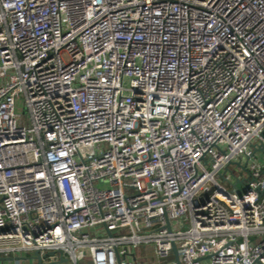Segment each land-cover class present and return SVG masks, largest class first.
Returning a JSON list of instances; mask_svg holds the SVG:
<instances>
[{
	"label": "built area",
	"instance_id": "1",
	"mask_svg": "<svg viewBox=\"0 0 264 264\" xmlns=\"http://www.w3.org/2000/svg\"><path fill=\"white\" fill-rule=\"evenodd\" d=\"M15 252L264 264V0H0Z\"/></svg>",
	"mask_w": 264,
	"mask_h": 264
},
{
	"label": "crops",
	"instance_id": "2",
	"mask_svg": "<svg viewBox=\"0 0 264 264\" xmlns=\"http://www.w3.org/2000/svg\"><path fill=\"white\" fill-rule=\"evenodd\" d=\"M3 258V259H2ZM66 257L61 254H55L54 257H48L43 260L45 263L57 262V264H69ZM88 261L84 252L80 253L79 264H84ZM38 264L35 253L33 252H15L8 255L0 254V264Z\"/></svg>",
	"mask_w": 264,
	"mask_h": 264
},
{
	"label": "rangeland",
	"instance_id": "3",
	"mask_svg": "<svg viewBox=\"0 0 264 264\" xmlns=\"http://www.w3.org/2000/svg\"><path fill=\"white\" fill-rule=\"evenodd\" d=\"M17 111L18 113L20 114V119L23 121V123H27V117H28V111L25 107H23L22 105H19L18 108H17ZM230 170L231 171H235L236 175H241V172H240V169L238 167H235V166H231L230 167ZM145 249L140 246V247H132L130 249V252L132 253V255L137 258V255L139 252H144ZM89 264H90V261L88 260ZM33 264V263H32Z\"/></svg>",
	"mask_w": 264,
	"mask_h": 264
},
{
	"label": "water",
	"instance_id": "4",
	"mask_svg": "<svg viewBox=\"0 0 264 264\" xmlns=\"http://www.w3.org/2000/svg\"><path fill=\"white\" fill-rule=\"evenodd\" d=\"M55 254H56V252H50V253L42 256L39 252H36L35 253V258H36L38 264H57V262L45 263L43 261V260L47 259L48 257H54ZM174 254H175L177 262H179V260H178V251H177L176 247H174ZM65 261H67V260H65Z\"/></svg>",
	"mask_w": 264,
	"mask_h": 264
}]
</instances>
